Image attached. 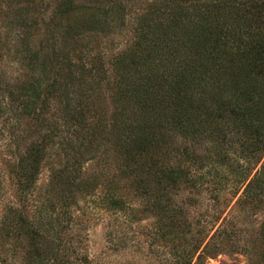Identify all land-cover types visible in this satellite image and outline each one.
Returning <instances> with one entry per match:
<instances>
[{"label": "trees", "instance_id": "trees-1", "mask_svg": "<svg viewBox=\"0 0 264 264\" xmlns=\"http://www.w3.org/2000/svg\"><path fill=\"white\" fill-rule=\"evenodd\" d=\"M85 1L89 0H60L55 13L56 23L62 25L59 46L55 39L52 43L48 39L47 46L36 50L31 33L14 35L0 29V39L8 44L11 56L22 61L29 72L28 79L5 93L12 104L1 102L0 108L15 114L17 103L22 117L42 129L41 140L24 152L15 141L8 145V160L3 165L14 196L4 207L0 222V254L14 253V244L22 242L26 251L13 264H97L84 247L87 237L81 233L83 219L78 214L83 209L78 210V195H90L91 188L99 185L97 176L83 173V166L103 150L104 156L99 158L105 164L111 151L119 160V181L112 179L106 187L109 211L152 218L147 244L150 248L169 247L172 264H207L209 257L225 249L222 243L211 242L216 233L208 240L207 224L197 230L193 227L185 207L173 204L174 197L176 191L204 187L203 179L198 181L202 175L191 174L185 167L204 164L206 156L193 149V140L201 138L203 126L210 128L216 143L244 151L245 165L231 173L237 191L242 190L238 205L264 207V174L252 175L253 147L264 144V135L256 136L251 125L254 80L264 72V0H149L135 20L131 47L108 62L102 55L88 59V40L126 25L128 7L123 0ZM232 31L250 37L255 47L236 49ZM171 57L215 89L201 102L189 99L184 115L161 112L159 84L163 87L165 82L154 65L159 60L167 66ZM105 82L120 107L121 102L126 103L123 106L135 104L138 117L119 123V116L127 114V108L121 107L106 123L104 108L90 103L93 98L102 100L99 96ZM52 101L61 109L51 115ZM172 134L186 142L185 147L172 150L176 163L168 166L163 157L170 153L165 141ZM48 147L62 156L64 164L36 196ZM212 183L219 186L224 181ZM130 195L140 200L137 209ZM259 237L261 253L256 256L264 264V222ZM7 263L0 257V264Z\"/></svg>", "mask_w": 264, "mask_h": 264}, {"label": "rangeland", "instance_id": "rangeland-1", "mask_svg": "<svg viewBox=\"0 0 264 264\" xmlns=\"http://www.w3.org/2000/svg\"><path fill=\"white\" fill-rule=\"evenodd\" d=\"M123 1L128 7L125 12L126 25H122L117 30L112 31L110 29L107 33L88 40L91 42L88 43L90 46L88 59L91 60L97 55H102L106 60L105 62H108L113 56L131 47L134 39L132 32L135 20L144 13L149 0H134L133 3L127 0ZM59 3L60 0H0V29L4 27V31H9L14 35H24L26 31L31 33V38H33L31 43L36 50L41 45L47 46L46 40L48 39L51 43V39H55L59 46L58 29L62 25L55 21V13ZM84 3L92 4L91 0ZM53 32L56 33L55 37L51 35ZM234 38L236 39V49L255 47V42L243 33L238 35L232 31V39ZM7 45L4 40L0 39V105L1 102L11 105L10 100L13 101V99L5 93L15 89L20 81L29 77L25 64L18 58L14 59L11 56L10 53L12 52ZM22 45H25V41ZM155 62L154 66L159 69V77L161 81L165 82L162 87L157 79L161 112H164L165 115H184L189 107V99L201 102L203 96L215 91L213 87L205 86V83L203 84L191 73L183 70L179 60L174 57H171L170 64L167 66H164L159 60ZM113 79L114 77L111 78V82ZM254 83L256 103L251 111V125L252 132L256 133V136L259 134L260 137L264 135V72L254 80ZM108 84L105 82L100 92L101 101L98 102L94 98L90 100V103L98 104L99 107L104 108L106 123L111 122L110 119L114 117L115 110L121 107L127 108V114L124 115L121 111L123 114L119 116V123L125 118L134 119L138 117L140 111H137L134 103L128 102L127 105L123 106L126 103L121 102L120 107V103H116L112 99V94L107 90V88L112 87L107 86ZM178 90L186 92V95L178 93ZM15 107H18V110L15 108L17 113L11 115L0 108V222L5 214L4 207L14 196V187L7 178L6 168L3 165L8 160L6 151L9 149L10 140L23 147L24 152L29 145L40 141L42 137V129L39 128L38 124L32 119L23 118L19 111L21 108L17 103H15ZM60 109L57 101L51 102V115L59 113ZM56 119L58 120V117ZM201 130V138L193 140V149L195 152L206 156L204 157V164L202 167L199 165L191 167L186 165L185 167L188 172L191 171V174L202 175L198 181L203 179L204 183L201 185L204 187L195 190L176 191L178 194L174 197L175 203L173 204L178 207H185L188 219L196 230L206 224L208 225L206 228L210 231L208 240L216 233L211 242L222 243L224 252L209 257L207 264H260L256 254L261 253L258 240L260 239V227L264 222V207L254 208L251 205H238L242 190L237 191L238 188L231 175L233 170L237 169L236 171H238L240 166L245 165L244 151L238 147L234 149L216 143L214 141L216 138L210 137V128L208 127L203 128L202 126ZM64 135L65 133H63ZM60 136L62 137L61 134ZM185 142L186 140L181 136L169 135V139L165 141V148L170 153L165 158L163 157L165 165L171 166L176 163L172 150L185 147L183 145ZM263 145H254L253 147L252 175H258L257 178L264 174ZM110 154V160L107 164L99 158L101 155L104 156L102 150L99 157L86 162L83 166V173L86 176H97L99 183V185L91 188L90 195H78V210L83 209L78 217L81 216L83 219L82 228L84 231L81 233L85 238L87 237L84 247L90 255V259L97 264H172L169 247L164 248L159 245L150 248L147 244L149 231L153 225L152 218L139 219L140 216L137 213L118 215L106 207L107 182L112 179L119 181L117 177L119 160L113 157L112 151ZM226 163H229L230 166ZM63 164L62 156L57 155L54 149L48 147L42 162L36 196L44 192L50 175L60 170ZM216 179H220L224 183L216 186L212 183ZM130 197V201L133 200L132 206L137 209L140 200L137 201L131 195ZM222 231L226 233L225 236L224 233L220 234ZM22 244V242H17L14 244L16 249L14 253H1L0 257L7 259V264L21 261L24 255L23 251H26Z\"/></svg>", "mask_w": 264, "mask_h": 264}]
</instances>
